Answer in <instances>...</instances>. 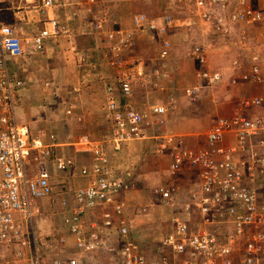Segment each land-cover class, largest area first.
I'll return each instance as SVG.
<instances>
[{
  "label": "built area",
  "instance_id": "2783aa9c",
  "mask_svg": "<svg viewBox=\"0 0 264 264\" xmlns=\"http://www.w3.org/2000/svg\"><path fill=\"white\" fill-rule=\"evenodd\" d=\"M18 1L10 8L0 1V264H45L46 242L34 227L45 201L60 208L63 228L77 251L75 257L50 264H264V42L249 43V28L264 29V10L254 0L196 1L200 15L237 50L227 66L229 84L249 86L258 94L239 98L233 114L218 118L195 146L186 136L158 128L156 118L176 109L174 97L166 103L137 104L142 87L164 90L165 75L134 58L133 33L110 32L114 74L104 87L103 116L111 133L72 143L75 153L91 158L79 165L74 155L60 153L55 135L36 137L17 116L16 97L25 86L22 62L70 33L52 15L64 1ZM7 11L13 13V24L5 20ZM25 22L36 25L31 34L19 32ZM185 23L170 14L133 18L136 32L157 41L161 60L172 53L171 35ZM102 26L100 22L96 29ZM189 56L198 67L196 86L185 95L197 102L223 85L227 73L211 67L205 46L195 45ZM75 60L85 66L84 55ZM66 113L74 115L72 108ZM142 141H155L157 156L167 163L168 179L151 189V203L173 209L156 254L134 234L127 212L140 168L115 160L131 143ZM150 211L147 206L139 210L144 216Z\"/></svg>",
  "mask_w": 264,
  "mask_h": 264
},
{
  "label": "rangeland",
  "instance_id": "374dc122",
  "mask_svg": "<svg viewBox=\"0 0 264 264\" xmlns=\"http://www.w3.org/2000/svg\"><path fill=\"white\" fill-rule=\"evenodd\" d=\"M3 1L5 8L15 4V0ZM63 1L58 19L69 26L70 33L49 45L45 53L28 55L21 64L25 86L16 97L17 116L20 123L27 125L36 137L41 133H52L63 140L76 142L82 136L100 140L105 135L106 138L110 135L111 132H104L102 128L100 114L105 101L103 83L114 73L108 55V34L120 30L134 32L137 42L135 59L145 62L149 71L163 68L164 73L170 75V81L163 84L164 90L142 87L136 95L140 106L147 101L145 105L166 103L170 97H174L176 109L169 112L163 128L169 134L188 138L189 135H194V138L197 137L196 145L201 144L204 135L218 118L224 117L226 111L234 112L239 98L258 94L257 90L253 92L249 86L245 92L243 86L235 88L229 84L230 71L227 66L232 55H238L237 50L229 44L230 39H226L216 25L200 15L197 0H95V3L89 0ZM254 6L264 10V0H254ZM140 13L150 17L170 14L175 19L186 22L171 35L173 52L163 62L157 59L160 47L157 41L135 31L133 18ZM5 20L9 24L14 23L11 11L6 12ZM100 22H103L102 29L97 30L96 25ZM19 25V32L22 30L26 34H31L36 26L28 22ZM233 39L236 41V35ZM249 39L258 44L264 42V29H251ZM195 45L205 46L212 68H221L227 73L223 85L216 87L214 92H206L197 102L189 100L185 95L187 88L196 86L198 65L189 56V51ZM77 54L86 55L84 68L75 63ZM124 55L129 59V53ZM164 64L167 66L163 67ZM71 108L74 115L68 116L66 112ZM81 111L85 112L84 123L77 119ZM65 128L66 132L63 130ZM130 148L126 152L130 162H140L142 167L138 170L139 181L129 193L134 198H130L128 202V217L134 222V234L156 254L157 243L168 232L167 227L163 228V221L169 219L172 209L166 205L153 206L150 191L155 186L164 185L168 179L165 172L167 163L157 156L155 141L134 142ZM144 206L151 209L148 216L139 212ZM34 227L36 236L46 242L45 264L60 257L76 256L73 238L63 228L61 216L54 213L52 207H47L45 211L42 210L41 215L36 216Z\"/></svg>",
  "mask_w": 264,
  "mask_h": 264
},
{
  "label": "crops",
  "instance_id": "0c3cea01",
  "mask_svg": "<svg viewBox=\"0 0 264 264\" xmlns=\"http://www.w3.org/2000/svg\"><path fill=\"white\" fill-rule=\"evenodd\" d=\"M2 3H5V1H3V0H0ZM16 2H19L18 0H15V4H13L11 7H16L18 4H16ZM129 6V5H128ZM4 7V6H3ZM130 7V6H129ZM128 7V8H129ZM125 8V7H124ZM127 8V7H126ZM133 7H131V9H132ZM60 7L59 8H56L54 11H53V13H52V15L55 17V18H58L59 16H58V14L60 13ZM120 19H123L122 17L120 18ZM122 31H125V32H130V33H134V32H131V31H128V30H122ZM134 35V34H133ZM134 39H135V36H134ZM55 41H52V42H50L49 43V45H51L52 43H54ZM135 43L137 44V42L135 41ZM159 49H160V47H159ZM136 50V49H135ZM157 54H158V52H157ZM232 56H234V55H232ZM84 57H85V65H86V61H87V57H86V55H84ZM75 59V58H74ZM158 59V61H162L163 62V60H161L159 57L157 58ZM141 61V60H140ZM75 63H77V61L75 60ZM141 63H145V62H141ZM196 63V62H195ZM146 64V63H145ZM167 65L166 64H164V66L163 67H166ZM85 67V66H84ZM84 67H82V68H84ZM113 70V69H112ZM164 75H165V79H164V82L166 83V82H169L170 81V75L168 74V73H164V69L163 68H160L159 69ZM114 73H112V75H113ZM109 78V77H108ZM113 77L111 76L109 79H107L103 84H104V87H105V85L106 84H109L110 82H111V79H112ZM164 84V83H163ZM247 87L248 86H244L243 87V89L245 90V92H247ZM152 88V87H151ZM149 89V88H148ZM241 91V90H240ZM245 92H244V94H245ZM21 93V92H20ZM218 91L216 92V94L218 95ZM240 94V93H239ZM241 96V95H240ZM239 96V97H240ZM147 100L149 99L148 97L146 98ZM104 100H105V93H104ZM155 100V99H154ZM104 103H103V106L105 105V101H103ZM148 102V101H147ZM147 102H145L144 104H146ZM154 102H156V101H154ZM161 102H159V103H156V104H160ZM154 104V103H153ZM103 106H102V112H101V116H100V118H101V120H102V128H103V130H105L104 132H106V131H108L106 128H107V126H106V124H105V118H104V116H103ZM78 113V112H77ZM84 113L85 112H79V114H78V117H77V119H78V121H80V122H83V119H84V117H85V115H84ZM169 113H167V114H165V116H161V117H158V118H156V122L158 123V122H160V127H158V128H162V130L164 131V126H165V124H166V117H167V115H168ZM225 116L224 117H228V116H231L232 114H233V111H226L225 112ZM84 123V122H83ZM68 127V126H67ZM68 129H70V127H68ZM64 130V132H66V128L65 129H63ZM42 134L43 133H41L39 136H42ZM50 136V135H55V134H50V135H46V134H43V136ZM106 136V135H105ZM190 136V138H188L187 136V140H188V144L190 145V146H195L196 145V142L197 141H195V139L197 138L196 136H195V138H194V135H189ZM38 137V136H37ZM89 137V136H88ZM56 138L58 139V143L62 146L60 149H59V151H60V153H65V154H67V155H69V154H72V155H74L76 158H77V161H78V164L79 165H85V164H89L90 162H91V158H89V155L88 154H85V153H75V151L73 150V148L72 147H70L71 146V144L72 143H74V142H70V141H66L65 139L63 140L62 138H60V136L59 135H57L56 136ZM92 138V137H91ZM143 142V141H142ZM195 143V144H194ZM194 144V145H193ZM130 146H128L121 154H120V156H119V158H116L115 160H116V164H119V165H122V166H126V167H129V166H131L133 163H131L130 162V157H128L126 154V152H129L130 151ZM80 159V160H79ZM140 162H138V163H135V164H133L135 167L136 166H138L136 169H139L140 167H142L141 166V164H139ZM139 181V180H138ZM79 183H83V180L82 181H78ZM130 198H134L133 197V195H131V194H128V200L130 201L131 199ZM47 207L49 208V207H52V209H53V212L55 213H58V214H61L60 213V208L56 205V204H50V202L49 201H45V202H43V204H42V209L45 211L46 209H47ZM45 222H46V220H45ZM44 222V223H45Z\"/></svg>",
  "mask_w": 264,
  "mask_h": 264
},
{
  "label": "clouds",
  "instance_id": "9594fccd",
  "mask_svg": "<svg viewBox=\"0 0 264 264\" xmlns=\"http://www.w3.org/2000/svg\"><path fill=\"white\" fill-rule=\"evenodd\" d=\"M134 26V25H133ZM251 29H253V28H249V31L251 30ZM235 35H236V32H235ZM148 36H150V35H148ZM253 39H249V43L251 42V45H252V43H254L253 41H252ZM229 41V40H228ZM229 44H231L230 43V41H229ZM250 45V46H251ZM236 49V48H235ZM173 52V51H172ZM172 54V53H171ZM170 54V55H171ZM235 56V55H234ZM170 57V56H169ZM168 57V58H169ZM165 60V59H164ZM166 206H168V205H166ZM169 208H171V206H168ZM172 209V208H171ZM151 212V211H150ZM172 214H173V209L170 211V215H169V219H168V221L171 219V217H172ZM167 219H165L164 221H163V228H166L167 227V229L169 228V226H168V223H166L165 221H166Z\"/></svg>",
  "mask_w": 264,
  "mask_h": 264
},
{
  "label": "trees",
  "instance_id": "16d2710c",
  "mask_svg": "<svg viewBox=\"0 0 264 264\" xmlns=\"http://www.w3.org/2000/svg\"><path fill=\"white\" fill-rule=\"evenodd\" d=\"M150 17V16H149ZM153 18V17H152Z\"/></svg>",
  "mask_w": 264,
  "mask_h": 264
}]
</instances>
